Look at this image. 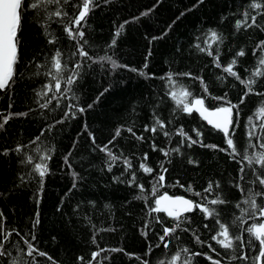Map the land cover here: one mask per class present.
I'll return each mask as SVG.
<instances>
[{"label": "trees", "instance_id": "obj_1", "mask_svg": "<svg viewBox=\"0 0 264 264\" xmlns=\"http://www.w3.org/2000/svg\"><path fill=\"white\" fill-rule=\"evenodd\" d=\"M257 2L264 5V0ZM250 3L251 0H203L202 3L199 0H160L159 3L157 0H94L81 29L88 42L84 48L92 58L87 61L73 55L77 51V42L64 32L65 25L59 22L62 18L53 17L49 21L47 15L41 18L35 10H25L18 32L19 58L15 75L10 85L0 90V123L12 114L0 128V212L3 213L0 227L8 232L16 230L20 235L34 232L36 240L33 243L52 259L28 257L14 247L20 238L13 232L6 243L10 254L0 257V264H11L13 259L18 264H144L145 260L148 264H161V261L168 264L183 248L207 253L221 264H252L251 257L256 255V249L247 246L249 234L246 229L254 223L264 222V217H250L243 211L248 207L244 201L250 196L249 190L260 191V186L251 181L255 180L256 174L264 173V169L258 164L249 166L244 157L264 152L260 147L264 142V131L257 127L256 136L249 138L247 135L253 130L252 125L264 123V112L261 111L264 109V76L257 78L254 93L245 97L238 109H233L234 124L229 132L234 140L235 153L226 144L228 137L223 132L207 124L198 112L189 115L180 111L169 95L171 91L179 93L186 89L192 93L189 101L203 97L208 108L228 106L227 101L239 104L246 88L224 72L223 67L216 66L215 56L218 51L219 63L227 66L243 49L246 55L239 57L234 67L242 79L250 77L257 68L259 58L264 56V51L257 48V44L264 41V31L261 30L264 28V14L257 17L260 27L236 29V21L243 19L245 10L250 16L256 14L248 7ZM81 6L82 0H68L62 5L61 10L68 14L65 23L78 14ZM56 8L55 4L49 5L48 11L54 12ZM149 9L152 11L148 15L141 16ZM136 17L139 19H134ZM210 29L221 36L222 42L211 44ZM118 30L120 35L116 36ZM165 32L167 35L162 39H151ZM53 39L55 43H48ZM113 39L116 40L114 46ZM196 45L213 54L201 52ZM57 49L67 66L64 75H71L74 64L82 62L81 76L71 86L72 92L60 98L59 107L53 100L48 108L41 109L39 105L53 95L49 93L42 99L38 93L52 80L46 73L50 70V58ZM106 55L126 67L112 69L110 62H99V57ZM94 60L98 62L93 63ZM141 72L147 75H141ZM169 73L173 74L175 85L168 82ZM179 73L193 75H176ZM193 77H203L208 91L204 92L200 81ZM63 87L69 86L63 84ZM105 88L109 90L100 96ZM73 93L79 97L78 101L72 99ZM56 95L60 96L59 93ZM97 96H100L99 101L93 103ZM216 97H226V100ZM70 103L78 104L86 111L77 112L74 118L70 114L65 119L63 114ZM88 104L93 107L88 109ZM154 112L166 122L169 137L162 132H144V126L153 123ZM17 113L27 115H15ZM249 117H252L251 121ZM58 120L63 122L56 123ZM85 123L87 130L84 129ZM50 125H54L51 130ZM129 127L136 136L143 135L145 139L137 140L127 131ZM117 128L121 129V135L113 140ZM180 128L193 139L218 147L213 149L196 144L189 148L187 141L181 145L182 137L177 134ZM194 129L203 133L202 137L198 138ZM89 132L95 137V144ZM37 136H41L40 141L33 143ZM110 140L113 142L108 144ZM105 144L120 156L111 172L108 171L107 154L100 151ZM153 144L155 151L152 150ZM17 146L22 148L21 152L15 151ZM177 147L180 152H172L168 157L159 151ZM37 148L52 150L42 192L39 191L40 177L34 171V165L41 162L39 156L43 151L37 152ZM145 153L148 166L153 168L151 174L139 168ZM27 156L34 157L31 163L23 162ZM65 156H68L67 164ZM124 158L132 163L127 172ZM189 159L197 163L190 164ZM161 164L167 168V172H163L165 180L162 185L155 179L162 172ZM240 168L244 169L243 173ZM73 172L78 174L75 188L72 187ZM132 172L136 173V184L130 186L127 182ZM241 176L244 178L240 179ZM114 177H120V180H114ZM209 182L213 183V189L205 192ZM217 182L219 187H216ZM138 184L144 185L143 193L136 186ZM153 185H156L155 193ZM166 192L185 195L197 203L206 204L214 208L218 216L205 218L199 210L187 213L185 215L190 219L166 238L170 241L169 247L166 249L163 244L156 247L160 243L158 236L163 232L155 217L165 220L163 226H174L166 214H149L156 197ZM138 196L141 198L137 199ZM218 197L226 203L211 205L210 201ZM256 201L264 205V197H256ZM37 211L40 224L33 229ZM215 219L229 226L231 236H243L244 246L237 244L234 249L224 250L212 240L219 230ZM185 228L188 231H184ZM142 231L148 234L145 236ZM193 233L205 243L197 244ZM24 248L20 241V249ZM94 252L100 253L95 261L91 255ZM245 253L249 256L247 261L230 259L233 255L239 257ZM186 255L182 254L177 264H183ZM192 264L212 262L201 255L194 257Z\"/></svg>", "mask_w": 264, "mask_h": 264}, {"label": "snow or ice", "instance_id": "obj_2", "mask_svg": "<svg viewBox=\"0 0 264 264\" xmlns=\"http://www.w3.org/2000/svg\"><path fill=\"white\" fill-rule=\"evenodd\" d=\"M68 0H0V90H5L12 81L14 75H15V66L18 62L19 58V46H18V32L21 26V21L24 15V12L26 9H32L35 10L39 15H41V18L43 15H47L48 20L51 21L53 17L62 18L59 22L64 24V32L67 33L68 37L71 40H75L77 42V51L76 53H73V55H78L82 61H87L92 59L89 56L88 51L85 50L84 45H86L88 42L87 40H84L85 32L82 29V22L86 21V18L91 10V7L93 6L94 0H82V6L78 10V14L74 15L70 22L65 23V20L68 18V14L61 10V7L63 4H66ZM107 2V0H105ZM160 0H157V3H159ZM200 3L203 2V0H199ZM57 5V8L54 12L48 11L49 5ZM249 8L256 11L255 15L249 14L247 10L243 12V19L236 21V29L239 30L241 27L246 28H252V27H260L257 24V17L261 14H264L261 10H264V5L257 2V0H251V3L248 6ZM152 11V9H149L148 12L141 13V16H146L148 13ZM184 15V13H181V16ZM134 19H139V17H136ZM179 19V17H177ZM250 19V23H249ZM47 23V22H45ZM125 23H128L127 21ZM173 24L175 21L172 22ZM171 24L169 25V28H171ZM121 29H123V25L120 26ZM264 31V28L261 29ZM45 33L47 34V27H45ZM120 35V31L118 30L116 33V36ZM167 35V33H163L159 37H152V40H158L162 39L163 36ZM209 40L211 41V44H215L217 42H222V38L215 30H209ZM80 41H83V43H80ZM48 43H55V40H49ZM116 43V40H112V45L114 46ZM206 43H208L206 41ZM211 44H208V48H211ZM196 47L201 51H207L208 55H212L213 53L209 51L207 48H201L199 45H196ZM257 48L261 51H264V41H260L257 44ZM151 53H149L150 55ZM255 55V50L253 52ZM246 55V52L241 49L236 53V56L227 64V66H222L219 63V53L217 51L215 56V63L217 67H223L224 72L229 74L232 77H235L237 80L240 81L241 84H243L246 88V91L244 92L243 96L240 98L239 104H232L231 101H227L228 106H222L215 108L214 110H209L207 107H205V99L203 97H195L192 98L191 101H189V97H192V93L189 92L186 89H181L180 92L171 91L169 92V95L173 100L176 102L177 108L182 111L183 113L191 115L193 112H198L199 115L202 117L203 120L207 121V124L212 125L213 128L220 130L224 133L225 137H228L226 139V144L231 149L232 153L236 152V147L234 145V140L231 138V134L229 132V128L233 126L234 124V118H233V109H238L240 104L244 103V98L247 97L249 94L254 93V86L257 84V78L264 76V56H261L259 58V63L257 68L251 73L250 77L247 79H242L234 70L235 65L237 64V60L239 57H242ZM62 53L59 49L55 51V54L50 58L51 65L50 70L46 73V75L51 76L52 80L49 81V83L44 85V88L38 93V95L44 99L48 97L49 93H53L51 98L45 99V102L40 104L39 107L41 109H46L49 107V105L52 103L53 100L56 101L57 107L60 105V98L64 96L67 92H72L71 86L78 82V79L81 76V69L83 67L82 62H76L71 69V75L65 76L64 73L67 69V66L65 63L62 62ZM110 62L111 68L116 69L118 67H126L119 65L115 60L112 59L111 56H103L99 57V62ZM98 61H93V63H97ZM47 63V62H46ZM91 65H89L90 67ZM103 66V65H101ZM37 67H41L37 65ZM147 67V65H145ZM135 71V69H133ZM39 74V72H37ZM141 75H147L146 73L141 72ZM176 75L180 76H188L192 77V73H179ZM194 79H197L200 81L201 85L203 86L204 92L208 91L207 84L204 82L203 77H193ZM168 82L172 85H175L176 81L173 79V74L169 73L167 76ZM66 84L69 87H63L62 85ZM109 89L105 88L103 92L100 93V96H103L105 92H107ZM56 93H59L60 96H57ZM255 94H261V93H255ZM100 96L96 97V101L98 102L100 99ZM73 100H79V97L73 93L72 95ZM216 99H223L226 100V97H216ZM93 107V104H88L87 108L90 109ZM67 111L64 112V118H69V115L74 118L76 116V113H84L86 111V108L80 107L78 104L70 103L67 105ZM264 112V109L261 110ZM12 114L9 116L4 117V123L7 122V120L10 118ZM15 115H27V113H17ZM236 115H239V112H236ZM252 120V117H249V121ZM62 120H58L56 123H62ZM4 123H0V128L4 127ZM54 127V125L49 126V130ZM259 127L262 131H264V123H261L260 125H252V129L250 130L247 135L249 138L256 136L255 129ZM88 126L85 123L84 129L87 130ZM167 128L166 122L161 119L159 116L153 113V123L151 126L145 125L144 126V132H152V133H158L162 132L165 137L170 136V132L166 131ZM127 131L131 133L133 136L136 137L137 140H144L145 137L143 135L136 136V133L133 131V128L129 127L127 128ZM196 133V136L202 137L203 133H201L198 130H193ZM177 134L182 137L180 144H184L185 141H187V146L191 148L193 145L200 144L201 147L206 148H217L216 145H205L202 143L200 139H193L192 136L188 135V133L184 132L182 128L177 130ZM43 135V132L41 133V136ZM88 135L92 139V143L95 144V137L92 135L91 132L88 133ZM121 135V129L117 128L115 135L113 137V140L116 139V137H119ZM41 136H37L33 143L36 141H40ZM257 139H261V137H257ZM113 140H110L108 144H111ZM108 144H105L103 147L100 148V151L105 152L107 154L109 163H108V171H112L113 165L120 160V156H117L112 152V150L108 147ZM75 147V145H74ZM99 147V146H97ZM261 148H264V142L260 144ZM152 150L155 151L156 146L152 145ZM221 151H227V149H220ZM17 152H21L22 148L20 146H17L15 149ZM37 152L43 151V154L39 156L40 163H36L34 165V171L38 173L40 177V189L39 191H43V181L46 174L49 172L48 163L47 161L51 159V149L48 150H42L37 148ZM160 152L164 154L165 157L170 156L172 152L179 153L180 148H173L170 150L165 149H159ZM5 154H7L5 152ZM71 155V152H69L68 156ZM68 156L64 157L65 163H68ZM34 159L33 156H27L26 163H31ZM233 159L235 157L233 156ZM245 160L248 161L249 166H253L254 164H258L261 166L262 169H264V152H260L254 156H245ZM148 155L147 153L144 154V157L142 161L139 164V168L146 174H151L153 172V168L148 166L147 164ZM171 162V161H169ZM190 164H195L197 161L189 159L188 161ZM123 164L125 165V172L129 171L132 168V163L129 159L124 158ZM162 172L158 176L155 177L157 184H161L165 180V176L163 175V172H167V168H164L163 164H161ZM240 172L243 173L244 169L240 168ZM73 184L72 187L75 188L77 185L75 183L76 179L78 178V174L73 172ZM244 177L241 176L240 179H243ZM114 180H120V177H114ZM130 186L133 184H136V173H131V179L127 182ZM253 184H258L260 186V191L252 192L250 191L249 198L245 199L244 203L248 205L247 208L243 209L245 213H247L250 217H264V205H260L256 201V197H264V173L256 174L255 180L251 181ZM141 193H143L144 185L138 184L136 185ZM216 187H219V184L217 182ZM239 187V185H237ZM189 189H191V186H189ZM213 189V183L209 182L208 187L204 190L205 192H211ZM156 185H153V193H155ZM243 191V189H241ZM197 196H200V193H196ZM137 199H140L141 197H136ZM226 201L220 199L219 197L217 199H213L210 201L211 205H217V204H224ZM237 207H240L238 204ZM199 210V212L205 217H217L218 213L214 208H210L206 204L197 203L193 200L186 199L184 197H170L167 194L163 196L156 197L154 201V206L149 209V214L153 213H163L166 214L167 218H171V222L173 223V227H166L163 226L165 224V220L161 219L160 216L155 217V221L157 224L162 226V235L158 236V239L160 241L159 244L156 245V247H159L160 244H163L164 248L169 247L170 241L166 238L172 236L178 229L181 228V224L190 218L186 216L187 213H192ZM3 216V213L0 212V217ZM239 219V218H238ZM215 223L219 225V230L216 232L215 235L211 237L212 240L216 241V243L224 250L234 249L237 244L240 246H244V237L243 236H236L233 237L230 235L229 226L222 223L219 219H215ZM40 224V213L39 211L35 214V219L32 223V228L35 229ZM205 228L208 227L207 224L204 225ZM145 228H148V224L145 225ZM184 231H188L187 228L183 229ZM15 232L17 236H19L20 240L17 241V243L14 245L18 250L25 252V254L28 257H32L33 260L36 256H43L47 257V259L51 260L52 258L48 256L47 253L40 251L36 245L33 243L36 240L35 233H28L25 235H20V233L16 230H12V232L5 231L2 227H0V257H4L6 255H9L8 249L6 247V243L9 242V237ZM246 232L249 234V239L247 240V246L255 248L256 249V255L251 257L252 264H264V222L261 223H254L251 226H249L246 229ZM143 235H147V231H142ZM195 242L197 244L203 245L205 242L200 240V237L198 235H195L193 233ZM30 236V239L28 238ZM20 241L23 242L25 245L24 249H20ZM95 242V240H93ZM208 247L213 251L216 252V249L212 247L211 244H208ZM103 251V250H101ZM117 251V250H113ZM151 251V248L149 249ZM99 252L92 253V260L95 261L96 257L99 256ZM182 254H187L185 259L183 260V264H192L193 258L198 257L201 255H204L207 260L211 261L212 264H221L220 260H214L212 256H209L207 253H201V252H191L188 248H183L180 250V252L175 253L171 260L168 261V264H177L178 261L181 259ZM219 255V253H217ZM83 259L82 257L80 258ZM232 260L240 259V260H249V256L245 253L239 257L233 255L230 257ZM11 264H18V261L15 259L12 260ZM91 264V262H90ZM144 264H148V261H144ZM161 264H164V261H161Z\"/></svg>", "mask_w": 264, "mask_h": 264}, {"label": "water", "instance_id": "obj_3", "mask_svg": "<svg viewBox=\"0 0 264 264\" xmlns=\"http://www.w3.org/2000/svg\"><path fill=\"white\" fill-rule=\"evenodd\" d=\"M206 107V106H205ZM208 108V107H207ZM210 111L211 110H214L215 108H208ZM165 194H167L168 196H170V197H184V198H186V199H190V200H193V199H191L190 197H187V196H185V195H171V194H169V193H163V194H161L160 196H163V195H165ZM194 201V200H193Z\"/></svg>", "mask_w": 264, "mask_h": 264}, {"label": "bare ground", "instance_id": "obj_4", "mask_svg": "<svg viewBox=\"0 0 264 264\" xmlns=\"http://www.w3.org/2000/svg\"><path fill=\"white\" fill-rule=\"evenodd\" d=\"M69 70V69H68ZM67 71V70H66ZM69 72V71H68ZM66 73V72H65ZM163 134V133H162Z\"/></svg>", "mask_w": 264, "mask_h": 264}]
</instances>
